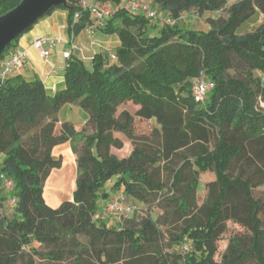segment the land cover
Here are the masks:
<instances>
[{
	"label": "trees",
	"instance_id": "1",
	"mask_svg": "<svg viewBox=\"0 0 264 264\" xmlns=\"http://www.w3.org/2000/svg\"><path fill=\"white\" fill-rule=\"evenodd\" d=\"M21 1L0 0V16ZM97 1L114 9L99 29L118 36L115 59L107 52L91 66L70 59L54 94L38 78L14 76L0 86V206L8 194L15 200L12 218L0 214V264H37L35 257L46 264H264V202L254 197L264 185V22L238 33L264 15V0L230 7L227 0H156L174 22L165 26L121 0ZM68 2L45 17L66 11L70 32L79 35L93 21ZM193 11L226 16L209 19L206 32L181 28ZM201 78L212 85L204 103L194 96ZM123 104L135 114L119 113ZM66 105L88 114L85 125L59 120ZM137 119L155 122L150 135L137 134ZM114 133L131 143L127 156L114 153L127 148ZM66 143L77 157L76 188L72 201L52 208L45 184L63 166L53 150ZM164 170L168 182L159 178ZM210 172L215 180L199 206L200 176ZM113 181L112 192L144 206L132 204L115 226L97 217ZM175 221L182 223L177 234L169 231ZM229 222L245 233L232 236L218 261Z\"/></svg>",
	"mask_w": 264,
	"mask_h": 264
},
{
	"label": "rangeland",
	"instance_id": "2",
	"mask_svg": "<svg viewBox=\"0 0 264 264\" xmlns=\"http://www.w3.org/2000/svg\"><path fill=\"white\" fill-rule=\"evenodd\" d=\"M137 2L143 5H147L149 6L153 11L157 12L160 18H167L168 15L161 12L159 10V8L156 6L155 4V0H126L125 4H127L128 2ZM240 0H227V7H230L231 5H233L234 3L238 2ZM124 4V5H125ZM107 8H113L110 4L106 5ZM225 17L226 14L225 12H220V13H206V14H199L195 11L190 12L188 14H185L184 17L178 22V25L181 28L184 29H193L196 31H208L209 30V23L208 20L209 19H216L218 17ZM160 19L154 20V23H159ZM264 22V15H259L257 17L252 18L251 20L245 22L244 24L241 25V27L238 30L239 34H247V33H251L253 32L256 28H258L262 23ZM159 26V25H158ZM73 106L72 109L71 108H67L66 110H63L62 114H61V118L64 120H71L74 123L77 122V125L82 124V122L85 120V118L88 116V114L76 107ZM262 108L264 109V104L262 105ZM119 113H121L122 111H129L132 114H135L136 112V107H134L131 104H123L118 108ZM61 112V111H60ZM59 117V116H58ZM156 125L154 121L150 122V121H145V120H140L137 119V123H136V132L138 135H150V131L153 128V126ZM115 137H119L121 138V140L127 144V148L122 151V152H117L114 151V153L119 156V157H123V156H127L129 154V149H130V142L129 140L122 134L120 133H114ZM60 147L58 148V150H53V155L58 158V157H62L63 158V166L61 169H57L55 171H53L51 173L50 176L54 177V179L56 178V175L59 174H66L68 177L67 183L65 184V187H63L64 185H61V182L59 181V179H56V182H59V184L55 187H52L50 184L48 185V182H46L45 187L46 189H44L45 191V201L46 203L50 206L52 201L54 200V193H57L60 191V187L61 188V199L63 201H72L73 200V192L75 190V184H76V180H77V162L76 159L77 157L74 155V153L72 152V149L70 147L69 143L63 144V145H59ZM66 175H63L66 176ZM51 178V177H50ZM159 178L161 179V181L163 182H168V173L167 171H162L161 175H159ZM215 180V175L213 172H210L208 174H203L200 176V184L198 187V191H197V203L199 206H202V204L204 203L205 199H206V193H207V184L209 182H212ZM48 181V180H47ZM53 181V179H52ZM114 185V181L113 182H109L106 186L107 191L110 193L111 197L108 201L106 202H101V207L99 210L98 215H100L101 213H104L105 216L107 217V220L109 221L111 226H115L116 222L119 221V219L114 216L113 214H111V211L108 210V206L111 204L112 201L118 200L120 203H122L123 205H132V204H137L138 207H144L142 204L140 203H136L132 198H130L129 196L125 195L123 191H120L118 193H114L112 192V187ZM254 197L257 200H261L264 202V185L254 189ZM13 205H14V199L10 196V194H8V199L7 201H5L3 203L2 206H0V214L4 215L5 217L8 218H12L14 215V210H13ZM153 213L155 216L162 214V211L159 209H153ZM172 217V216H171ZM181 222L177 223L175 221V223L171 226V229L169 231H171L172 233H178V227L181 226ZM228 227L229 230L228 232L223 236L222 240L219 242L218 244V255L216 256V260L220 261L221 256L226 252L230 240L232 238V236L236 235V234H244L245 230L240 227L239 225L229 222L228 223ZM36 247H39L38 244H36ZM179 252H181V249L178 248L177 249ZM37 264H46V262H44L43 260H40L38 257H35Z\"/></svg>",
	"mask_w": 264,
	"mask_h": 264
},
{
	"label": "crops",
	"instance_id": "3",
	"mask_svg": "<svg viewBox=\"0 0 264 264\" xmlns=\"http://www.w3.org/2000/svg\"><path fill=\"white\" fill-rule=\"evenodd\" d=\"M125 2L126 0H121V5L125 6ZM155 4L160 10V7L157 5L156 0ZM44 36L59 38L65 42L53 49L49 59L41 58L39 53L33 48L34 41ZM119 46L120 40L118 36L108 35L104 33V31L101 29L96 30L93 34H89L86 30H84L79 35H76L75 39L71 41V32L69 30L68 23V13L64 10H57L51 15L40 20L32 28L31 31L23 35L19 40L17 46L9 50L3 61L7 59L15 49H20L26 52L27 58L24 64L21 67L14 68L12 77L21 76L28 81H32L38 78L43 81L49 93L54 94L56 91L62 89L64 86V73L70 61V59H65L63 57V54L65 52H71V59L82 60L86 63L87 66H91L92 60L95 55L105 52L113 55L115 53L116 48H118ZM3 61L0 62V67ZM72 107V105H66L61 109V112L59 113V120L61 122L74 123L71 120H64L61 118L63 110H66L67 108L72 109ZM87 120L88 116L85 118L82 124L79 125H85ZM74 124H77V122H75ZM59 147L60 146H57L54 150H58ZM63 175L66 174L56 175L55 179L54 177L50 176L51 178L49 177L47 181L48 185L50 184L52 187L57 186L59 182H56V179H59L60 182L62 180L61 185H64L63 187H65L68 177L67 175L63 177ZM61 188L62 187H60L59 192L54 193L55 198L50 205L52 208H58L64 202L60 197ZM97 217L100 219L107 220V217L104 213H101Z\"/></svg>",
	"mask_w": 264,
	"mask_h": 264
},
{
	"label": "built area",
	"instance_id": "4",
	"mask_svg": "<svg viewBox=\"0 0 264 264\" xmlns=\"http://www.w3.org/2000/svg\"><path fill=\"white\" fill-rule=\"evenodd\" d=\"M82 9L90 13L93 23L87 27L86 31L89 34H93L99 28L104 27L106 19L113 13V8H107L106 5L101 4L97 0H75ZM127 9L131 12H142L145 13L151 21L160 19L158 25H173L174 22L168 16L167 18H160L158 13L153 11L149 6L143 5L137 2H130L125 5ZM79 20V14H76L74 17V23H77ZM75 34L71 33V41L75 39ZM65 43L62 39L52 38L49 36H44L36 39L33 43V48L39 53L41 58L49 59L53 49L58 45ZM65 59H71V52L67 51L63 54ZM115 59V56H111ZM27 58L26 52L15 49L12 54L5 59L0 67V86L3 85L7 79L12 77L13 70L16 67H21ZM212 85H210L204 78H201L194 83V96L197 102L204 103L206 101L207 95L210 92ZM6 190H11L13 188L12 181H5ZM15 202V200H14ZM136 209V206L123 205L118 200L112 201L108 206V210L111 211V214L121 219L123 216H127ZM191 250V245L185 243L182 247L184 253H188Z\"/></svg>",
	"mask_w": 264,
	"mask_h": 264
},
{
	"label": "water",
	"instance_id": "5",
	"mask_svg": "<svg viewBox=\"0 0 264 264\" xmlns=\"http://www.w3.org/2000/svg\"><path fill=\"white\" fill-rule=\"evenodd\" d=\"M61 6L70 8L68 0H22L17 7L0 16V57L38 20Z\"/></svg>",
	"mask_w": 264,
	"mask_h": 264
}]
</instances>
